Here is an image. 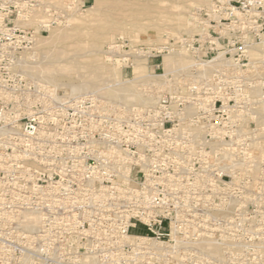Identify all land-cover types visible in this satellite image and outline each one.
Returning a JSON list of instances; mask_svg holds the SVG:
<instances>
[{
    "label": "built area",
    "instance_id": "built-area-1",
    "mask_svg": "<svg viewBox=\"0 0 264 264\" xmlns=\"http://www.w3.org/2000/svg\"><path fill=\"white\" fill-rule=\"evenodd\" d=\"M39 1L0 0V64L18 61L0 84V264H264V0L197 7L201 31L161 49L109 45L124 79L139 58L162 76L141 86L151 106L27 71ZM181 50L192 65L167 74Z\"/></svg>",
    "mask_w": 264,
    "mask_h": 264
},
{
    "label": "rangeland",
    "instance_id": "rangeland-1",
    "mask_svg": "<svg viewBox=\"0 0 264 264\" xmlns=\"http://www.w3.org/2000/svg\"><path fill=\"white\" fill-rule=\"evenodd\" d=\"M213 1L214 0H209L206 3L204 1L201 2L200 0H90L83 7V0H40L39 2L41 3V5L40 7H38L39 10L37 9L36 11L28 13L27 18L23 20L25 22L24 25L27 29H38L40 30L42 36H49L51 33L49 28L39 26V23L41 21L47 20V18L50 17L49 10L52 9L51 11L54 12V15L56 17V23H54L53 26L60 29L65 28L69 31L72 30V33L71 31L69 32L70 34L68 33V38L66 39L67 42L65 44V47L61 51L63 57L69 58L77 54L80 55L79 59L83 57L86 61L89 62L90 60H92L89 51L93 48V46H95V43L99 42L98 37L107 35V38L105 40H101L99 43V51H101L102 58L106 56L105 51L107 50L108 46L121 37L128 40L127 43H130L132 45L158 46L159 44H162L164 37L168 34L167 31H172L173 33L176 32V34L187 33H180L179 31L171 28L168 25H163L162 31H160L156 26L157 21L164 23V20L167 19V17L173 16V14L177 12V9L183 5H187L189 11H193L197 7H208V5H211ZM161 19H163V21ZM110 35L113 36L111 37ZM150 36H152L153 39H150ZM51 49L53 50V43L49 42L41 45L38 54H43L32 57V60L29 58L31 60L30 62L33 61L34 63H37L39 61L42 65H47L49 62V58L45 59V57L44 60L40 61L41 58L39 57L43 55L46 56L47 51L45 50L49 51ZM43 50L45 53L43 52ZM27 57L28 56H25L24 61L21 62L22 66L26 70L28 69V65L34 66V63H29V59ZM37 57L39 58L37 59L38 61L36 60ZM85 60L80 59V61L83 62H85ZM105 62L106 60L104 61V63ZM17 63L18 61L15 60L13 62L8 61L6 64H0L1 67L5 68V70L0 71V84L14 83L15 77L13 74H11V72L13 71L12 68L18 67ZM107 64V66L109 67V71L110 73L112 72V74H114L113 68H119L112 64L109 65L110 63L108 62ZM134 66H132L131 69L128 70V78L131 80L136 76ZM258 66L259 69L257 73L264 80V57L263 60H260ZM34 70V72H32L33 70L27 71L31 73L37 72V69ZM76 70L77 69H72L73 74L71 73L72 79L70 80L68 78L70 74H67L62 78L60 76H56L58 74H56L54 70L50 71L52 73L47 70L40 71L41 73L45 72L42 78L45 77L47 78L46 80H48V78L50 79L52 74H56L54 75V78L53 76L51 77V82L60 84L61 81H63L62 85H65L66 82L69 84L70 81L74 83L79 82L78 77L75 75L77 73L75 72ZM119 70L121 74L118 75H120L122 79L126 78L125 72H121L120 68ZM152 70L153 64H149V68L145 70V73H153ZM48 72L49 77L47 76ZM79 72L81 73L82 70H80ZM158 72L161 73L162 71L159 70ZM37 73L39 74L40 72ZM38 76L40 77V75ZM113 81L114 79L107 82L116 83V80L115 82ZM23 83L26 82L23 81ZM67 83L66 85H68ZM140 91L143 93V95L150 93L145 92L142 88ZM113 99L119 100L117 98Z\"/></svg>",
    "mask_w": 264,
    "mask_h": 264
},
{
    "label": "bare ground",
    "instance_id": "bare-ground-1",
    "mask_svg": "<svg viewBox=\"0 0 264 264\" xmlns=\"http://www.w3.org/2000/svg\"><path fill=\"white\" fill-rule=\"evenodd\" d=\"M195 1V0H194ZM201 2H208L209 0H200ZM187 3V2H186ZM192 3V1H191ZM211 3V2H210ZM190 4V3H189ZM192 5V4H191ZM209 6V5H208ZM195 10V9H194ZM193 10V11H194ZM193 11H189L187 8V5H183L177 9V12L173 14V16L167 17V19L164 20V23H161L157 21V28H159L160 31H162L163 25H168L171 28L179 31L180 33H187L192 34L195 32H200L201 29L196 26L194 23L192 17H193ZM35 15V14H34ZM38 18V17H36ZM30 19V18H29ZM163 21V19H161ZM31 21V20H30ZM33 22V21H32ZM25 23V22H24ZM35 23V22H34ZM66 25V24H65ZM25 26V25H24ZM67 26V25H66ZM64 26V27H66ZM68 27V26H67ZM39 28V27H38ZM38 30V29H37ZM49 30L51 31L49 36H42V34L38 35V40L36 43V46L34 50L28 54V59L32 57H36L39 53V48L41 45L46 43H53V50H45L46 56H40V61L49 58V62L47 65H42L41 62L38 61L36 64L29 59V63H34L33 65H26L28 67L27 70L34 72V69H37V72H40V70H47V71H55L56 76L65 77V75L70 74L68 76L69 80L72 79L71 73L72 69H77L75 72H77L75 75L78 77L79 82H72L68 81L69 86L73 92H86V91H104L103 94L108 96L109 98H117L121 100L125 105L132 106V105H140V106H151L156 102L157 96L156 93L150 92L145 95L140 91L141 86L145 84H150L155 80L161 78L162 76L156 75L154 73H145V70L149 68V63H147L146 59L139 58L135 60L134 62V69H135V77L131 79H122L120 75L119 68H113L114 74L112 72L110 73L109 67L107 66V58L104 56V58L101 57V51H99V43L101 40H105L107 38V35H103L102 37H98L99 42L95 43V46L89 51L92 60L89 62L86 61L83 57L80 58L82 60H85V62L80 61L79 57L80 55L75 54L72 57L66 58L62 55V49L65 47V44L67 42L68 33L72 30L68 29H60L55 28L54 26H49ZM74 30V29H73ZM168 34L171 36H177L178 34L173 33L172 31H167ZM70 34V33H69ZM112 34V33H110ZM109 36V35H108ZM111 37L113 35H110ZM150 39H153L152 36H150ZM59 44V45H58ZM151 47V45H148ZM162 44H159L158 46H155L159 49H161ZM154 47V46H152ZM44 52V50H43ZM45 53V52H44ZM103 53V51H102ZM252 55L254 56L255 60H263L264 57V34L262 35V40L260 43L256 44L255 50H253ZM82 56V55H81ZM35 59V58H34ZM106 60V64L104 61ZM28 61V60H27ZM164 62H165V68L167 71V74L175 73L178 71H187L190 66L192 65V60L187 56L186 52L184 50H181L177 55H165L164 56ZM40 63V64H39ZM109 63V62H108ZM136 63V64H135ZM27 64V62H26ZM111 65V64H109ZM116 69V70H115ZM82 70L80 73L79 71ZM37 75H40V77L44 76L45 72H42ZM49 72L47 73V76L49 75ZM52 73V72H50ZM54 73V72H53ZM78 74V75H77ZM54 75L52 74L53 78ZM46 76V75H45ZM46 76V77H47ZM51 76V77H52ZM49 77V76H48ZM50 77V81H51ZM45 78V77H44ZM47 79V78H45ZM115 82L117 87L111 88L109 81ZM53 80V79H52ZM55 81V80H53ZM108 81V82H107ZM56 82V81H55ZM63 81H61L60 84H62ZM65 83V85H66ZM115 86V85H113Z\"/></svg>",
    "mask_w": 264,
    "mask_h": 264
},
{
    "label": "crops",
    "instance_id": "crops-1",
    "mask_svg": "<svg viewBox=\"0 0 264 264\" xmlns=\"http://www.w3.org/2000/svg\"><path fill=\"white\" fill-rule=\"evenodd\" d=\"M88 1H90V0H83V2H84L85 5H86V3H87Z\"/></svg>",
    "mask_w": 264,
    "mask_h": 264
}]
</instances>
